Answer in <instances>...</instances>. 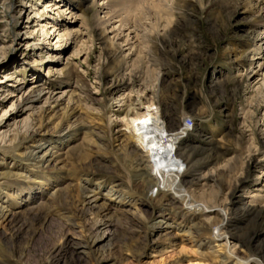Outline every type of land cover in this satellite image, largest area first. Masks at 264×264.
Masks as SVG:
<instances>
[{"label": "rangeland", "instance_id": "374dc122", "mask_svg": "<svg viewBox=\"0 0 264 264\" xmlns=\"http://www.w3.org/2000/svg\"><path fill=\"white\" fill-rule=\"evenodd\" d=\"M48 1L0 0V264H264V0ZM103 2L124 36L100 40Z\"/></svg>", "mask_w": 264, "mask_h": 264}, {"label": "bare ground", "instance_id": "6f19581e", "mask_svg": "<svg viewBox=\"0 0 264 264\" xmlns=\"http://www.w3.org/2000/svg\"><path fill=\"white\" fill-rule=\"evenodd\" d=\"M66 1H68V3L77 1L80 4L84 2V0H49L48 2H46V7L52 8V10L50 11H53V9L57 11H61V9L65 7L64 5H62V3ZM72 4L74 6V3ZM80 4L75 5L74 8H80L79 7ZM99 6L100 8L98 9V14L104 13L103 21H101V23L105 27L103 28V35L100 38V40H103L106 38L105 35L108 32H113L117 30L115 29L114 26H112L111 29H108V27L111 25V19L113 18L112 12L108 4H105V2H103ZM99 19L101 20L100 17ZM56 21L60 22L59 20H56ZM263 21H264V18L259 19V23H263ZM76 30L72 29L71 32H75ZM122 32L123 30L117 31V33L115 34V38H120V36H124L122 35ZM125 35L127 38L123 42L129 45L131 43L130 38H129L130 35L128 33ZM75 37H77L76 34H75ZM260 41L261 43L255 46L252 55L254 56L256 54L257 55L263 54V58H264V48L262 47L264 46V36L260 38ZM146 115L147 114H145L142 117L133 116L131 121L135 123L134 124L135 135L138 139V142L142 146V148L146 149V151L149 154H151L153 157L155 155L157 156L156 158L157 161L155 160L156 162L153 166L155 168L153 169V171L155 170L156 179H158L155 186L158 187L157 188L158 191L165 190V189H162L161 187H166V188L171 187L170 189L174 190V194L177 197H184L185 189L182 185L181 177L179 176V173L177 172V169L175 166V161H177L176 162L177 165H181L179 159L177 158V148H178L177 142L179 141L178 136H172L168 133V130H167L168 127L165 124V121H163L161 117H159L158 115H154V116H151V115L146 116ZM183 126H185V123L183 124ZM187 128L185 127V129L182 131L184 135L188 133L189 129ZM139 186L140 184L139 185L136 184L137 191H139L140 189ZM210 211L211 210H208L209 213ZM258 216H259V213H258ZM209 219L210 217H207V219L205 220V223H208ZM261 223H264V219L262 220ZM222 226H224V224H220V227ZM112 228H116V224L114 222H106L103 220H99L95 222V224L91 226L90 229L96 231L95 240H104L108 237L109 231L112 230Z\"/></svg>", "mask_w": 264, "mask_h": 264}]
</instances>
